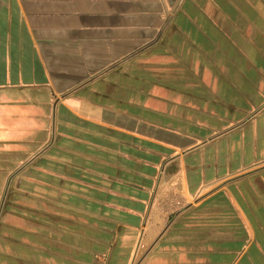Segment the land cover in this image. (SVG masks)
I'll return each mask as SVG.
<instances>
[{
    "label": "crops",
    "instance_id": "0c3cea01",
    "mask_svg": "<svg viewBox=\"0 0 264 264\" xmlns=\"http://www.w3.org/2000/svg\"><path fill=\"white\" fill-rule=\"evenodd\" d=\"M0 264H264V0H0Z\"/></svg>",
    "mask_w": 264,
    "mask_h": 264
}]
</instances>
